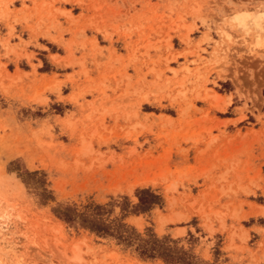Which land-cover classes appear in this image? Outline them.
I'll return each instance as SVG.
<instances>
[{"label":"rangeland","instance_id":"1","mask_svg":"<svg viewBox=\"0 0 264 264\" xmlns=\"http://www.w3.org/2000/svg\"><path fill=\"white\" fill-rule=\"evenodd\" d=\"M146 186L140 232L264 264V0H0V264H164L51 212Z\"/></svg>","mask_w":264,"mask_h":264},{"label":"trees","instance_id":"2","mask_svg":"<svg viewBox=\"0 0 264 264\" xmlns=\"http://www.w3.org/2000/svg\"><path fill=\"white\" fill-rule=\"evenodd\" d=\"M18 176L26 187L35 192L41 204L55 200L54 190L44 170L19 171ZM136 201L127 195L120 200L99 203L89 200L80 207L76 204H57L51 208L54 217L68 226L81 228L98 237L110 238L142 261L159 260L164 264H211L198 258L193 252L177 244L171 237L157 235L151 227L140 232L126 221L129 215L149 214L152 209L164 205L163 196L150 186L134 190ZM118 207V212H115Z\"/></svg>","mask_w":264,"mask_h":264},{"label":"bare ground","instance_id":"3","mask_svg":"<svg viewBox=\"0 0 264 264\" xmlns=\"http://www.w3.org/2000/svg\"><path fill=\"white\" fill-rule=\"evenodd\" d=\"M6 227H7L6 225H0V228H1L2 230H4ZM5 240H6V239H4V244L6 245V248L9 249V250L12 251V252H15L16 249H17L16 245H15L14 243H12V242L9 243L8 241H5Z\"/></svg>","mask_w":264,"mask_h":264}]
</instances>
